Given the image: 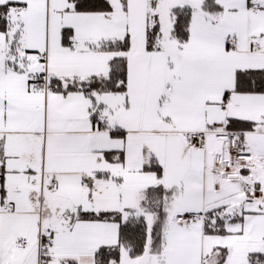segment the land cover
<instances>
[{"label":"snow or ice","instance_id":"1","mask_svg":"<svg viewBox=\"0 0 264 264\" xmlns=\"http://www.w3.org/2000/svg\"><path fill=\"white\" fill-rule=\"evenodd\" d=\"M0 264H264V0H0Z\"/></svg>","mask_w":264,"mask_h":264}]
</instances>
